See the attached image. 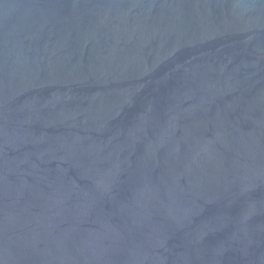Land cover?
Listing matches in <instances>:
<instances>
[{
    "label": "water",
    "instance_id": "obj_1",
    "mask_svg": "<svg viewBox=\"0 0 264 264\" xmlns=\"http://www.w3.org/2000/svg\"><path fill=\"white\" fill-rule=\"evenodd\" d=\"M0 264H264V0H0Z\"/></svg>",
    "mask_w": 264,
    "mask_h": 264
}]
</instances>
